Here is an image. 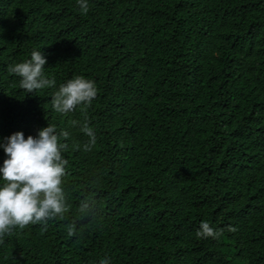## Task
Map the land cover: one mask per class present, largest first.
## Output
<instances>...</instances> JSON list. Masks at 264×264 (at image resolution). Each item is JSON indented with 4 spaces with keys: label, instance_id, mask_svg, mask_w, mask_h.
<instances>
[{
    "label": "trees",
    "instance_id": "16d2710c",
    "mask_svg": "<svg viewBox=\"0 0 264 264\" xmlns=\"http://www.w3.org/2000/svg\"><path fill=\"white\" fill-rule=\"evenodd\" d=\"M87 6L0 0V144L48 123L69 133L68 211L0 238V264H264V0ZM33 51L56 83L27 93L9 66ZM76 76L97 96L59 113ZM202 222L223 234L198 237Z\"/></svg>",
    "mask_w": 264,
    "mask_h": 264
},
{
    "label": "clouds",
    "instance_id": "9594fccd",
    "mask_svg": "<svg viewBox=\"0 0 264 264\" xmlns=\"http://www.w3.org/2000/svg\"><path fill=\"white\" fill-rule=\"evenodd\" d=\"M83 13H87V0H78ZM46 59L41 51H33L31 59L9 66V71L20 77V87L27 93H34L45 87L54 86L55 80L45 77ZM97 96L95 82L83 76H76L59 86L52 97L53 108L62 114L75 110L78 105H91ZM73 126L78 122L72 121ZM88 137L84 145L85 151H90L96 143V136L87 118L81 125ZM67 131L57 132L54 125L48 123L38 131L37 136L25 138L22 132L6 137L0 144L7 159L0 168V238L11 234L13 229H23L29 224L39 223L45 229L48 221L54 218L63 219L69 209L62 178L66 174L68 161L62 157V151L67 148L61 143V137L67 138ZM80 213L87 216L91 212L90 203L81 202ZM75 225L69 227V235L74 234ZM228 231H236L229 226ZM223 230H217L208 222H202L197 236L200 238H219ZM100 264H109L108 258Z\"/></svg>",
    "mask_w": 264,
    "mask_h": 264
},
{
    "label": "rangeland",
    "instance_id": "374dc122",
    "mask_svg": "<svg viewBox=\"0 0 264 264\" xmlns=\"http://www.w3.org/2000/svg\"><path fill=\"white\" fill-rule=\"evenodd\" d=\"M230 258H232V256H230ZM232 261L237 262L238 259L237 258H232Z\"/></svg>",
    "mask_w": 264,
    "mask_h": 264
}]
</instances>
